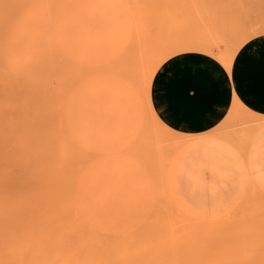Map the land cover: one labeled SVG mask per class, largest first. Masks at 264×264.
Returning a JSON list of instances; mask_svg holds the SVG:
<instances>
[{"label":"rangeland","instance_id":"obj_1","mask_svg":"<svg viewBox=\"0 0 264 264\" xmlns=\"http://www.w3.org/2000/svg\"><path fill=\"white\" fill-rule=\"evenodd\" d=\"M261 19L264 0H0V264H264V162L244 151L261 121L180 134L145 97L162 53L232 60L264 27L217 36ZM17 26L44 27L33 72L26 37L7 56ZM183 147L229 158L178 172Z\"/></svg>","mask_w":264,"mask_h":264},{"label":"crops","instance_id":"obj_2","mask_svg":"<svg viewBox=\"0 0 264 264\" xmlns=\"http://www.w3.org/2000/svg\"><path fill=\"white\" fill-rule=\"evenodd\" d=\"M241 24L246 29L240 35L217 38L249 36L242 34L250 32L247 25L264 27V20ZM230 66L227 70L217 58L201 51H185L168 58L153 78L150 98L154 113L166 127L187 135L217 127L236 97L250 111L264 115V32L243 43Z\"/></svg>","mask_w":264,"mask_h":264},{"label":"bare ground","instance_id":"obj_3","mask_svg":"<svg viewBox=\"0 0 264 264\" xmlns=\"http://www.w3.org/2000/svg\"><path fill=\"white\" fill-rule=\"evenodd\" d=\"M37 17H40L37 15ZM33 20V19H32ZM31 18H28L26 17V22H24L22 24H20L19 26L21 27L20 30H17L19 28V26L16 27V29L13 31V33L17 30V31H24L25 29L28 30L30 25H33L36 21H33L32 22ZM29 21V22H28ZM45 21H43V25L45 24L44 23ZM30 24V25H29ZM37 24V23H36ZM22 25V26H21ZM24 27V28H23ZM39 28L36 32V34H33L31 35V33H24L23 36L21 35V33L19 32L18 35H15L17 32H15L14 34H10L13 38V40L10 41L9 45L10 47H14L11 52H9L10 54H7V56L9 57H12L11 55L14 54V49H18L19 47L17 45H20V44H24L25 43V40H28V42L26 43V47H25V52L22 51L24 53L21 54V56H23V58H27L28 61H25L23 59V65L24 67H28V71H29V64H32V68L33 70L36 68V65L37 64V57H38V51H41L40 49L38 50V40L39 38L41 39V31H44V27L43 26H39L37 27ZM42 29V30H41ZM44 33V32H43ZM26 34V36H25ZM37 34H38V37H37ZM18 36V37H17ZM40 36V37H39ZM26 37V38H25ZM28 37V38H27ZM29 37H30V40H29ZM44 37H46L44 35ZM25 38V40L22 39ZM32 38V39H31ZM18 40V41H17ZM32 40V41H31ZM35 40V41H34ZM44 40V38H43ZM17 41V42H16ZM23 41V42H22ZM34 41V42H33ZM45 41V40H44ZM43 41V42H44ZM9 42V41H8ZM11 42H13L14 44H16L14 46V44H12L11 46ZM43 42H40V47L41 48V43ZM7 44V48L5 49L6 51H8L7 49L9 48V46ZM25 45V44H24ZM35 45H38V46H35ZM30 46V47H29ZM35 46V47H34ZM18 47V48H17ZM28 48V49H26ZM30 49V50H29ZM201 50V51H205V52H210V49L204 47L203 45H192V46H186V47H183V46H180V47H177V48H174V49H169L167 50L166 52L162 53V56L160 59L157 60L156 64L153 66V68L151 69V71L149 72V76L147 78V82H146V90H145V97H146V101H147V110L150 114V116L152 117V119L156 122H158L160 125H162L163 127H165L168 131H171V129H169L168 127H166L159 119L158 117L156 116V114L154 113V110L152 108V105H151V98H150V92H151V84H152V79H153V76H154V73L156 71V69L158 68V66H160L166 59H168L169 57H171L173 54L175 53H178V52H181L183 50ZM29 50V51H28ZM10 51V49H9ZM36 54H35V52ZM27 52V53H26ZM31 52V53H30ZM7 53V52H5ZM3 53V54H5ZM33 53V55H32ZM27 54V55H26ZM32 55V56H31ZM215 57L221 61L223 63V65L227 68V70H230V64H231V56H225L223 54H221L220 52H217L214 54ZM4 56V55H3ZM25 56V57H24ZM27 56V57H26ZM31 56V57H30ZM6 57V56H5ZM16 57V55L14 54L13 58ZM33 57V58H32ZM18 58V57H17ZM15 59V61H13V59L11 60V62H15L14 64L16 65V60L18 61V59ZM10 59H7V63H9ZM5 62V61H4ZM12 62V63H13ZM39 62V60H38ZM6 63V64H7ZM18 63V62H17ZM36 63V64H35ZM133 63V62H132ZM25 64V65H24ZM35 64V65H34ZM8 65V64H7ZM11 65V64H10ZM14 65V66H15ZM29 65V66H28ZM13 66V67H14ZM17 66L19 67V64H17ZM21 66V67H22ZM30 66V67H31ZM35 66V67H34ZM12 67V68H13ZM132 67V65L130 66ZM32 71V69H30ZM33 72V71H32ZM231 73V72H230ZM263 75V74H262ZM233 97H236L235 95H233ZM237 111H245V112H248L250 114H252L258 121H261L260 123H258L255 127H253V129H251L247 134H246V138H245V144H244V147H245V155L248 157V159L250 160H257V161H263L264 162V115L262 114H258L256 112H253V111H250L249 109H247L240 101L239 99H237V97L234 99L233 103H232V106H231V109L229 111L230 114H233ZM177 157L179 158V163L177 164V169L179 170L178 172H184L185 169H187L188 167L190 166H193V164L196 162V160L198 159H207V160H216V159H226V158H229L228 156H226L225 154L221 153V152H217V151H211V152H208L207 154L205 155H201L200 153H195L194 150H192L191 148H185L183 147L182 148V151L181 152H178L177 154ZM200 156V157H199ZM245 156V157H246ZM4 194V193H3ZM5 196L7 195L6 193L4 194ZM44 203V202H43ZM42 203V204H43ZM44 205V204H43ZM42 205V206H43ZM37 218V217H35ZM38 220V219H37ZM38 224V223H37ZM59 226V225H58ZM33 257V256H32Z\"/></svg>","mask_w":264,"mask_h":264}]
</instances>
